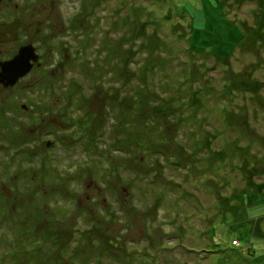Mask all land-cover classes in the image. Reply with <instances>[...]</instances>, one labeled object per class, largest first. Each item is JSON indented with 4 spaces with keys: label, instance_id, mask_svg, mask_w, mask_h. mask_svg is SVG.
I'll list each match as a JSON object with an SVG mask.
<instances>
[{
    "label": "rangeland",
    "instance_id": "1",
    "mask_svg": "<svg viewBox=\"0 0 264 264\" xmlns=\"http://www.w3.org/2000/svg\"><path fill=\"white\" fill-rule=\"evenodd\" d=\"M261 16L264 4L247 0H0V21H21L17 42L0 44V61L29 44L39 54L25 78L0 86V254L25 245L21 229L28 228L41 236L37 255L21 254L23 264H75L73 255L50 256L48 246L64 248L86 235L102 242L101 252L115 249L112 242L148 239L145 254L177 245L198 252L174 248L186 264L231 260L222 249L234 238L242 242L247 229L236 224L230 236L220 229L219 204L252 186L250 168L264 172ZM240 25L246 38L236 46ZM239 77L251 92L231 87ZM131 80L134 94L122 92ZM196 91L210 104L176 122L174 113ZM101 129L112 131L105 137ZM122 130L117 141L113 132ZM146 150L166 158L151 153L147 162ZM244 203L246 220L264 216V196ZM110 206L116 219L107 226ZM94 257L95 264H115Z\"/></svg>",
    "mask_w": 264,
    "mask_h": 264
},
{
    "label": "trees",
    "instance_id": "2",
    "mask_svg": "<svg viewBox=\"0 0 264 264\" xmlns=\"http://www.w3.org/2000/svg\"><path fill=\"white\" fill-rule=\"evenodd\" d=\"M221 1H222V5L226 6L227 2L230 0H221ZM235 1L240 3V4L242 3V0H235ZM247 1H251L252 3L256 2L258 4V6L261 4H264V0H247ZM145 12L147 15L149 14V11L145 10ZM260 20H261V24L259 26V32H258L259 34H260V30L262 28H264V16H261ZM0 22H2V21H0ZM250 36L253 39H255L256 33H252V35H250ZM245 38H246L245 37V29H244V26H241V35H240V38L238 39V41L236 43V46L241 44ZM192 60H194V59H192ZM134 82L137 84V82L135 80H131L125 86V88L123 89L122 92H124L126 94H134V92H135ZM234 82H235V84L233 83L231 85V87L234 86V87H236V89L243 90V91L249 90L250 92L253 89V87L249 86L244 81H242L241 77H239V79L234 78ZM118 83L120 84V82H118ZM129 86H131L130 89H129ZM150 92L151 91H149V95H150ZM198 93L199 92H197V91L194 92L193 101L189 105L184 106V103L180 104L177 111L174 113V115H177L176 122L183 120V117L180 118V115L184 116L185 111H186V114H188V112L193 111L194 107H202V106L210 104L211 101L209 99H207L208 97H206L205 95H200L201 96L200 97L198 95ZM110 97H111V94L108 95V98H110ZM196 100H198L199 103H197ZM109 104H110V106H113L112 102L111 103L109 102ZM156 112H159V110H155L153 115ZM136 114L144 117V115L139 113V112H137ZM115 115H117V116L113 117L114 122H112L111 123L112 125H110L111 129L113 127H115L116 124H118L117 121L120 120V118H121L120 116H123V113L121 112V110H119V112L116 113ZM154 118L155 117H152L151 123L154 122L153 121ZM84 120L88 121L86 118ZM189 122H191V121H189ZM111 129L110 130L101 129L98 132L100 135H105V137H108L110 132L112 131ZM158 129L162 133L165 132V127H163V126L159 127ZM159 131L157 133L158 134L157 136L151 134L153 139L158 138V136L160 135ZM188 131L189 130H187V128H186V132H188ZM95 134H96V132H95ZM113 134L117 137V141H122L123 140L122 138H124L123 136H125V131L122 130L120 133L113 132ZM185 136L189 137L187 135V133H185ZM143 140L146 141L145 139H143ZM97 144L98 143L93 142L94 147L97 146ZM98 146L96 147L97 150H98ZM154 151L149 150L150 154L147 152V150L145 151V154L147 155V162L151 161V156H152L151 153L155 154V156L157 157V160H158L159 156H162V157L166 156V153L161 151V150L160 151L154 150ZM95 154H96V156H98V157L100 156L103 158V156H101L99 154V152H97V153L90 152V155H95ZM107 160H108V158H107ZM169 163L174 164L171 161ZM190 170L192 171L191 172V174H192L195 169L193 167H191ZM125 171L127 172V170H125ZM205 171H208V170L205 169ZM249 172L253 176L252 186L249 185L245 191H243L241 193H236V195L233 198L226 199L223 201V203L219 204V212L221 213L223 218L221 221H216V222L218 223V227L220 229H223L224 232H227L229 236L231 234H233L231 227L235 226L236 224H241L247 229V231H245L246 234H245V237L242 239V242L238 241L234 238L233 241L230 240V243L228 246H226L222 249V250H226L230 253L231 260L228 259V257H226V256H224V257L222 256L219 259H217V262L219 264H224V263H226V264H264V230L261 226L262 225L261 223H264L263 222L264 216L254 218L252 221L246 220V217H247L245 215L246 204L244 203L245 198L254 197L256 199V198H258V196H264V194L257 193V191H256V189L260 188V187H262L264 189V172H263V168L261 170V169H257V168H253V167L249 169ZM128 173H129V171H128ZM136 177L140 178L139 175H136ZM204 181L205 180L202 179L199 182V187L201 189L204 188L205 189V191H203L204 194L207 197H210L208 195V187L205 188V186H204V184L208 185V182L205 181V183H204ZM174 184L177 185L178 183H174ZM255 184H257V185H255ZM178 190H179V187L176 186V190L174 191L176 195L178 193ZM172 191H173V189L171 190V192ZM249 194H251L250 197H249ZM176 195L173 197H176ZM256 195H258V196H256ZM239 201H240V204H239ZM232 202H234L235 204L233 205ZM110 204H113V203H110ZM228 205H230L232 207H230ZM203 207L206 208V206H203ZM114 209H115V207L110 206L108 211L106 212L107 226H111V223L108 220L114 216V214H115ZM111 219L112 220L116 219V215L114 218H111ZM10 220L12 222H16L13 219H10ZM245 221L247 224L243 223ZM253 221H255V222H253ZM256 221L258 222L257 228H256L257 225H255ZM94 228L95 227H89V230L92 231ZM89 230L85 229L83 232L88 233ZM21 232H22V234L26 233L28 235V237H26V239H25L26 244L24 245V241H23V244H22L23 246L18 247L16 250L12 249V250L6 251L4 249L3 252L0 254L3 257V264H23V261H22L23 256L30 259L31 256H33V254L37 255V253H36L37 249L35 248L34 245H35V242H37V240L39 239V237L36 238L35 235H37V236H41V235L39 233L28 234L27 232H30L28 230V228L26 230H23V231L21 229ZM238 232L239 231H236V233H238ZM259 234H261V235L259 236ZM1 235H3V234H0V236ZM104 235L107 236L106 233H104ZM219 236L221 239L223 234L220 233ZM86 237H87V235L85 237H83V238H85L84 244L82 243V240H83V238H82V240H78V242L76 241L73 243H69V241H68V243H66L65 247L64 248L61 247L60 249H59L58 245H54V244L52 245L51 244L50 246H48L49 247L48 248V254L50 256H53L54 253H57V251H58V253H61L60 254L61 256L66 255L68 259H71L72 255H73L74 257H77V259L75 260L76 261L75 264H95V257H94V260L92 259L94 253H97V256H104L105 255L107 258L112 259L113 263H115V264H145V262H147V264H161V262H164L165 264L166 263L167 264H186L185 262H182L180 259L179 260L177 259V253L174 251V248H176V247H178L179 249L185 248V247H179L177 245H174V247L170 246V245H167V246L161 245V246H157L156 249H151L152 250L151 253L145 254V253H143L144 250L142 248H143V246L149 244V240L145 239V241L143 240L142 243L132 242L131 240H129V241H126L125 245H123V246L119 245L118 243L112 242L113 243L112 246L115 248L113 250H116V251L112 250L110 252H108V251H104V252L102 251L101 252V250L97 249V245L102 244V242L97 240V239H94L93 237H91V238L88 237V239H86ZM148 237H150V236H146V238H148ZM41 238H43V237H41ZM16 240H20L19 237L16 238ZM110 240H113V239H110ZM123 240H126V239H123ZM144 242H145V244H144ZM237 242H238V244H237ZM173 244H174V242H173ZM83 246H85V249L82 248ZM216 246L218 247V245H216ZM0 247H2V246L0 245ZM79 249H83V253L77 254ZM19 250H21V252ZM120 250H122V253L119 256H116V255L112 256ZM185 250H186V252H192L193 254H198V252L195 249L194 250H188L185 248ZM112 252H114V253H112ZM208 253L209 252H207L206 255H208ZM216 253L218 254L219 251ZM166 258H168V259H166ZM207 259H209V257ZM81 260H83L84 262L81 263ZM50 264H52V263H50Z\"/></svg>",
    "mask_w": 264,
    "mask_h": 264
},
{
    "label": "water",
    "instance_id": "3",
    "mask_svg": "<svg viewBox=\"0 0 264 264\" xmlns=\"http://www.w3.org/2000/svg\"><path fill=\"white\" fill-rule=\"evenodd\" d=\"M20 22L19 18H15L11 22H0V44L17 42ZM38 62L39 55L33 46L30 44L21 46L13 58L0 61V86L4 88L15 86L19 80L31 72Z\"/></svg>",
    "mask_w": 264,
    "mask_h": 264
},
{
    "label": "flooded vegetation",
    "instance_id": "4",
    "mask_svg": "<svg viewBox=\"0 0 264 264\" xmlns=\"http://www.w3.org/2000/svg\"><path fill=\"white\" fill-rule=\"evenodd\" d=\"M5 60H6V59H5ZM5 60H4V61H5ZM7 60H8V59H7ZM2 87H3V86H2Z\"/></svg>",
    "mask_w": 264,
    "mask_h": 264
}]
</instances>
